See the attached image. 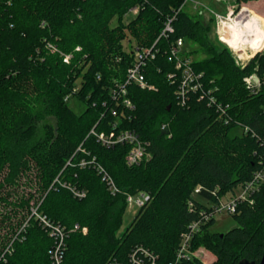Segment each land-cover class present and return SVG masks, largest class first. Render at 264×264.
<instances>
[{
    "label": "trees",
    "instance_id": "obj_1",
    "mask_svg": "<svg viewBox=\"0 0 264 264\" xmlns=\"http://www.w3.org/2000/svg\"><path fill=\"white\" fill-rule=\"evenodd\" d=\"M182 3L0 0V264H54V239L34 211L63 229L61 264H133L130 255L137 248L153 256L155 264H169L188 225L201 213L211 214L219 197L261 167L264 51L239 67L224 44L216 37V44L210 41L211 28L202 14L189 8L176 15L173 33L159 38L163 22ZM135 7L137 16L124 23ZM210 22L214 31L212 16ZM177 38L198 46L188 56L200 54L192 68L202 74L203 91L189 93L184 105L176 94L180 72L168 58ZM134 46H154L157 54L144 69L154 89L128 86L129 109L110 92L125 79ZM64 55L71 56L69 63ZM172 73L174 83L168 77ZM251 75L260 79L255 90L244 82ZM69 95L84 105L80 114L64 100ZM93 128L106 134L134 131L149 158L126 166L130 146H103L90 134ZM92 157L121 194L111 195L93 167L78 166ZM71 188L85 191V198L75 197ZM138 192L151 201L118 234L126 210L123 193ZM233 217L238 226L222 236L210 231L214 218L202 226L192 248L206 250L207 259L196 256L189 264L259 263L264 185L254 204H242Z\"/></svg>",
    "mask_w": 264,
    "mask_h": 264
},
{
    "label": "built area",
    "instance_id": "obj_2",
    "mask_svg": "<svg viewBox=\"0 0 264 264\" xmlns=\"http://www.w3.org/2000/svg\"><path fill=\"white\" fill-rule=\"evenodd\" d=\"M218 3L226 2V0H213ZM190 8L192 12L195 13H209L210 16L214 18V34L219 42L224 44L231 52L235 63L243 68L248 61H250L257 53L264 51V44L259 47V49H252V43H247V48L245 50H239L232 48L224 38L231 36L233 30L231 26L235 25L236 21H241L246 18H252L254 13L249 8L247 4H235L229 5L227 7L226 13L220 14L214 10H211L209 7L205 6L201 0H183L180 8L172 15L165 19L163 22V28L160 33L159 38L165 37L168 38L169 34L173 33V22L176 19V15L180 10ZM138 13V8H132L125 15V19H128L129 16L135 18ZM132 20V19H131ZM231 22L230 24L228 23ZM261 25V22H259ZM51 50L56 51L55 48L48 46ZM185 41L181 38H177L172 41L169 45L168 58L175 65V70L180 72L178 89H177V98L180 105H184L186 99L188 98L189 93L202 92L203 84L201 82L202 74H196L192 68V59L187 55V52L184 51ZM77 52L80 51L79 47L75 49ZM157 54V51L154 50V46L151 48H138L134 46L133 48V61L128 67L125 79L120 83H115L113 89L110 92L112 100L117 104L125 108L132 109L133 106L130 100L127 98V88L130 85H135L140 89L153 90L154 88L150 85L145 78L144 69L149 60L154 59ZM71 56L64 55L63 60L65 63H69ZM172 83L175 82L176 74L172 73L168 76ZM264 78V76H263ZM244 82L248 87L255 90L260 86V79L256 75H251L244 79ZM77 89L74 90L76 92ZM209 95L210 92H207ZM71 95L65 97V101L68 102ZM213 103L215 99L211 97ZM112 115L117 116V111L112 109ZM166 125L162 126V129L165 130ZM90 134L95 136L96 139L106 147H113L115 145L127 144L130 146V149L125 158V164L128 167L135 166L149 158V154L146 150V144L139 138V136L130 130L120 131V132H110L106 133H97L94 128L90 131ZM82 152L84 150L78 149ZM80 168L93 167L97 174L100 176L101 181L106 186L107 191L111 195L121 194L122 192L117 188L116 184L108 172L96 162L95 157H92L90 160L81 159L78 163ZM264 185V161L261 164V167L256 170L252 177L234 188L232 191L226 193L222 197L218 198L217 203L213 207V211L209 215L200 214V219L191 222L187 230H185L180 236V242L175 252L174 259L169 264H189L190 261L199 256L201 250H193V240L194 236L200 231L202 226L214 218L218 214L235 216L239 213V208L242 204L253 205L254 204V195L261 189ZM72 193L75 197L82 199L85 198L86 192L75 190L71 188ZM217 191V190H216ZM199 193V188H195L193 195ZM124 194L125 203L127 209H141L146 206L150 201L151 197L145 192H138L136 194ZM216 195V192L213 193ZM36 218L39 220L42 227L49 230L50 235L54 239L55 247L50 251V256L54 264H61V256L64 246L65 233L63 229L58 226L50 223L45 218L39 216L35 211L33 212ZM9 252V251H8ZM137 252L139 253L138 255ZM4 257L1 256L0 260H3ZM130 262L133 264H155V258L151 256L146 250L142 248H137L130 255Z\"/></svg>",
    "mask_w": 264,
    "mask_h": 264
},
{
    "label": "rangeland",
    "instance_id": "obj_3",
    "mask_svg": "<svg viewBox=\"0 0 264 264\" xmlns=\"http://www.w3.org/2000/svg\"><path fill=\"white\" fill-rule=\"evenodd\" d=\"M201 1L205 6L209 7L211 10H214L220 14H223V15L226 13L227 7L229 5H233L232 0H226V2H222V3H218V2L213 1V0H201ZM248 6L253 11L254 15L257 16V18L259 17L261 19L262 18L264 19V0H259L258 2H252L251 4H248ZM200 17H201V20H202L204 25L210 26V28H211V32L209 34L210 41L213 44H216V38H215L214 31L212 29L213 25L210 22L209 13H205V14L202 13V15H200ZM131 19H133L132 16H129L128 19L124 18V23H127ZM228 23L230 24L231 22L228 21ZM111 26L112 27L116 26L115 20L112 22ZM263 27H264V24H263ZM126 41H124L123 44H124L125 49L128 50ZM263 44H264V42H263ZM232 48H234V47H232ZM195 49H198V46L196 44L185 43L184 51H186L187 53H188V51H192ZM234 49H237V48H234ZM199 56H200V54L198 56L193 55L190 57L192 60H196V58H199ZM68 105L76 114H80L84 110V105L82 103H80L76 98H70L68 101ZM49 121L52 122V120H49ZM137 211H138V209H136V208L135 209H127L126 208L125 213L123 214V217H122L121 227L119 229L118 234L122 233L125 230V228H127L129 226V224L133 220L134 216L136 215ZM237 226H238V223H237L235 217L229 216V215L218 214L217 216H215L214 223L211 225L210 231L213 233L224 234V233L232 230L233 228H236ZM199 249L201 250V253L199 255L203 258V260L207 259L206 256H208V255H207L206 250H204L202 248H199Z\"/></svg>",
    "mask_w": 264,
    "mask_h": 264
},
{
    "label": "bare ground",
    "instance_id": "obj_4",
    "mask_svg": "<svg viewBox=\"0 0 264 264\" xmlns=\"http://www.w3.org/2000/svg\"><path fill=\"white\" fill-rule=\"evenodd\" d=\"M261 20L253 15L252 18L236 21L231 26L233 32L230 37L224 38L225 41L234 48L245 50L247 43H252V49H259L264 42V27Z\"/></svg>",
    "mask_w": 264,
    "mask_h": 264
},
{
    "label": "water",
    "instance_id": "obj_5",
    "mask_svg": "<svg viewBox=\"0 0 264 264\" xmlns=\"http://www.w3.org/2000/svg\"><path fill=\"white\" fill-rule=\"evenodd\" d=\"M221 236H222V234H221ZM238 264H255V263L253 261H250L247 259H242L241 261H239ZM258 264H264V248H263V252H262V255H261V258H260Z\"/></svg>",
    "mask_w": 264,
    "mask_h": 264
}]
</instances>
